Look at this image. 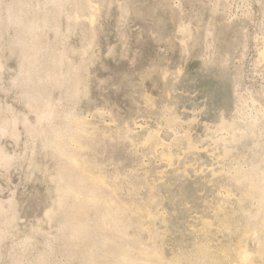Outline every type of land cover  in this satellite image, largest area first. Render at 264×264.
Instances as JSON below:
<instances>
[{"label": "rangeland", "instance_id": "rangeland-1", "mask_svg": "<svg viewBox=\"0 0 264 264\" xmlns=\"http://www.w3.org/2000/svg\"><path fill=\"white\" fill-rule=\"evenodd\" d=\"M0 264H264V0H0Z\"/></svg>", "mask_w": 264, "mask_h": 264}, {"label": "bare ground", "instance_id": "bare-ground-1", "mask_svg": "<svg viewBox=\"0 0 264 264\" xmlns=\"http://www.w3.org/2000/svg\"><path fill=\"white\" fill-rule=\"evenodd\" d=\"M62 7V4H61V6H60V8ZM18 10H19V8H18ZM22 11V8L20 7V10L18 11V12H21ZM9 12V15H11V10H9L8 11ZM13 13V12H12ZM22 18H23V16H22V14H19L18 16H17V19L19 20V21H21L22 20ZM23 23V22H22ZM27 22L24 24V28H23V31L25 32V33H27V31H31V30H33V21H30L27 25ZM38 45V44H37ZM35 46V48L36 49H39V46ZM34 61V60H33ZM33 64H37L36 62H32ZM41 64V63H40ZM32 65V64H31ZM38 66V65H37ZM34 68L36 67V66H33ZM39 67V66H38ZM33 69V68H32ZM31 69V70H32ZM34 70V69H33ZM30 71V70H29ZM33 74V73H32ZM26 75H29L30 77H32V75H31V73H27ZM38 93V92H37ZM30 97H31V94H30ZM33 97H35V96H33ZM31 100V99H30ZM79 181V180H78ZM79 183V182H78ZM76 232H78V233H82V234H86L87 233V228H86V226L85 225H79L78 227H76L75 229H74Z\"/></svg>", "mask_w": 264, "mask_h": 264}]
</instances>
